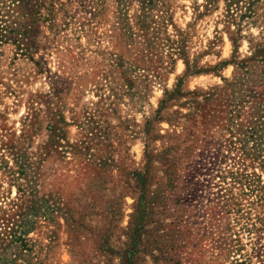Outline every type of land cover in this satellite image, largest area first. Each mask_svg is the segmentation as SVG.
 Here are the masks:
<instances>
[{
    "label": "rangeland",
    "instance_id": "obj_1",
    "mask_svg": "<svg viewBox=\"0 0 264 264\" xmlns=\"http://www.w3.org/2000/svg\"><path fill=\"white\" fill-rule=\"evenodd\" d=\"M225 10L0 0V264H264V28Z\"/></svg>",
    "mask_w": 264,
    "mask_h": 264
},
{
    "label": "trees",
    "instance_id": "obj_2",
    "mask_svg": "<svg viewBox=\"0 0 264 264\" xmlns=\"http://www.w3.org/2000/svg\"><path fill=\"white\" fill-rule=\"evenodd\" d=\"M217 1L218 0H205L207 6L212 4V2L217 3ZM225 7L226 10L224 18L225 23L227 24L226 28L229 29L232 26L236 27L233 33H229V38L233 44L234 49L238 50L241 40L244 37L242 35L244 28H249L250 26L255 25H262V27L264 28V0H225ZM259 61L264 62V42H260L253 46V54L251 57H245V59L240 62L235 60L234 58L231 63H233L240 69H246L247 67L245 66V64L255 66L256 62ZM190 64L191 62L189 60L185 61L186 72H190L195 69L194 66L192 67ZM226 64L227 62H222L218 64L216 68L218 67L222 69ZM262 65L263 64H258V66L261 67L262 72L264 73V66ZM236 131L235 132L239 135L246 134L243 130V127L241 129V125H238ZM235 179L238 180V177L236 176ZM250 189H252L251 185Z\"/></svg>",
    "mask_w": 264,
    "mask_h": 264
}]
</instances>
